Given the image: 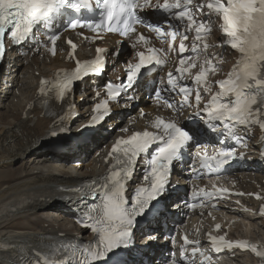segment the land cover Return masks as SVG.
I'll list each match as a JSON object with an SVG mask.
<instances>
[{
    "label": "snow or ice",
    "instance_id": "obj_1",
    "mask_svg": "<svg viewBox=\"0 0 264 264\" xmlns=\"http://www.w3.org/2000/svg\"><path fill=\"white\" fill-rule=\"evenodd\" d=\"M144 10L158 12L162 19L149 21L141 14ZM213 25L223 39L209 45L206 37L213 32ZM137 26L154 34L166 48L147 47L146 51H137V62L127 65L126 79L118 85L107 84L109 100H117L122 92L133 89L143 76L142 70L162 66L168 61L169 54H174L178 66L175 73L170 71L167 74L168 87L163 86L164 77H161L159 86H155L153 96L157 102H162L177 114L186 107L194 108L195 116L206 114L204 123L211 124L213 132L219 131L217 124L213 123L217 121L227 136L234 135L238 126L251 129L256 125L264 133V0H94V6L93 0H0V59L4 56L7 40L13 45H20L35 39L38 33L46 36L53 46L50 51L55 54L61 32L77 28L88 29L96 34V38L107 32L135 39L133 47L141 43L149 45L151 41L146 35L137 33ZM41 29L46 31L41 32ZM192 32L194 36L189 46L185 41L190 39L189 33ZM68 43L75 49V44ZM224 46L235 50L239 58L227 78L215 81L219 90L214 92L209 76L218 71L213 61L222 57L219 54L210 57L206 53L210 47ZM105 51L97 48L94 60L76 61L74 70L63 74L62 79L57 81L61 100L73 92L75 82L89 75L102 74L105 65L102 54ZM118 54V51L114 53ZM193 68H198L194 74L191 72ZM189 77L195 87L179 82ZM40 83V92L43 93L47 82L41 80ZM200 89L210 96L203 108L200 105L204 96ZM164 93L181 97L179 104ZM193 94L194 104L190 100ZM133 99V96H128L129 101ZM93 111L97 115L92 116L85 127L97 126L106 119V114H110L107 101L97 103ZM152 126L155 132H134L126 139H117L112 146L109 156L115 163L103 178L102 201L98 207L77 218L81 226L90 229L94 239L87 243L81 240L78 244L51 245L45 252L36 249L30 255L28 264H107L108 261L116 264L113 257L122 248L128 247L138 218L146 216L166 192L173 164L182 158L186 148L194 146L198 149L195 155L200 158L201 168L209 174H219L237 159L233 149L221 148L213 155H208L206 151L201 155L199 149L204 146L191 131L174 120L157 119ZM52 134L55 135V131ZM153 145L156 147L145 161L143 184L136 186L129 195L126 182L134 175L138 158L141 154H148ZM261 157L264 158V153ZM67 190L80 191L78 188ZM217 191L223 193L227 190ZM201 193L205 197L213 196L203 189ZM186 206L194 208L196 204L186 202ZM260 214L264 215V207L260 209ZM216 227L219 229V225ZM183 244L185 247L181 249L180 260L170 257L169 264H187L186 246L196 242L185 236ZM211 244L217 251L224 247L250 249L264 264V251L255 245L247 242L233 244L226 242L223 236L212 237ZM197 253L204 255L198 246H194L192 257Z\"/></svg>",
    "mask_w": 264,
    "mask_h": 264
},
{
    "label": "bare ground",
    "instance_id": "obj_2",
    "mask_svg": "<svg viewBox=\"0 0 264 264\" xmlns=\"http://www.w3.org/2000/svg\"><path fill=\"white\" fill-rule=\"evenodd\" d=\"M63 38L64 36L59 40L57 53L53 58L42 52L43 59L33 56L30 62L24 65L23 60L14 55L13 59L7 62L4 78L0 82V245H6L8 248L6 251L0 249V264L14 262V248L18 244H34L46 234L75 232L71 222L59 215L64 209L53 204L56 201L54 199L61 195L57 188L61 185H74L85 178L102 173L105 169L102 165L105 154L102 141L107 137L102 136L104 127L86 140H71L68 143V158L63 163L33 148L35 141L47 132L51 123V119L42 115L40 109L30 108L39 80L34 74L39 72V75L49 76L60 66H71L64 61L68 49L63 43ZM77 41L79 55L91 52L93 42L79 38ZM112 41L113 38H107V43ZM209 41L214 44L218 42L216 32L211 33ZM123 59L124 57L117 61L112 59L111 74L120 71ZM91 87L88 83L85 88L79 90L77 99L83 97L84 103L88 104L92 98ZM76 102L81 105L78 100ZM139 104L144 107L146 115L136 121L133 128L142 127L157 112L156 107L151 106L147 100L141 99ZM115 109L119 107L115 106ZM86 111L87 108L80 113L76 124L70 128L71 132L86 122ZM187 114V111H183L178 115L184 119ZM110 126L119 129L124 128L126 123L119 126L117 120L111 119L106 123V127ZM206 140L212 139L207 137ZM88 154H92L88 160L81 164L75 163L81 162L82 157ZM253 156L256 158L257 152ZM248 165L252 166L251 162L245 163V166ZM255 170L264 172V167ZM174 178L183 184L186 178L184 168L178 166ZM195 215L197 212L190 217ZM241 224H246L245 230L251 226L247 216H241ZM260 224L264 229V223ZM248 237L257 240L254 236ZM242 259L241 262L231 264H250L244 256Z\"/></svg>",
    "mask_w": 264,
    "mask_h": 264
},
{
    "label": "rangeland",
    "instance_id": "obj_3",
    "mask_svg": "<svg viewBox=\"0 0 264 264\" xmlns=\"http://www.w3.org/2000/svg\"><path fill=\"white\" fill-rule=\"evenodd\" d=\"M250 222H252V225L250 227L253 228L252 232H251V229H249L250 230V236L253 235L255 238H258V239L264 241V229L262 228L260 223L258 221H250ZM250 227L248 226V228H250Z\"/></svg>",
    "mask_w": 264,
    "mask_h": 264
}]
</instances>
